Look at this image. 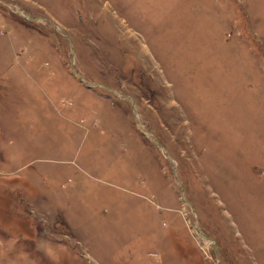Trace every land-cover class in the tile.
<instances>
[{"label":"rangeland","instance_id":"374dc122","mask_svg":"<svg viewBox=\"0 0 264 264\" xmlns=\"http://www.w3.org/2000/svg\"><path fill=\"white\" fill-rule=\"evenodd\" d=\"M0 264H264V0H0Z\"/></svg>","mask_w":264,"mask_h":264}]
</instances>
